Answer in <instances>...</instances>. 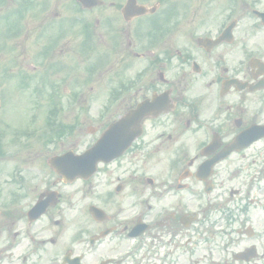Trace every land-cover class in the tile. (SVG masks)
<instances>
[{
  "label": "flooded vegetation",
  "instance_id": "obj_1",
  "mask_svg": "<svg viewBox=\"0 0 264 264\" xmlns=\"http://www.w3.org/2000/svg\"><path fill=\"white\" fill-rule=\"evenodd\" d=\"M101 1L93 9L118 70L104 112L68 125L72 148L83 152L140 102L160 112L88 177L69 183L49 169L38 191L26 164L4 169L0 264L43 263L68 235L87 245L83 264L103 250L111 264H264V0ZM47 191L56 202L29 222Z\"/></svg>",
  "mask_w": 264,
  "mask_h": 264
},
{
  "label": "rangeland",
  "instance_id": "obj_2",
  "mask_svg": "<svg viewBox=\"0 0 264 264\" xmlns=\"http://www.w3.org/2000/svg\"><path fill=\"white\" fill-rule=\"evenodd\" d=\"M4 13H6L5 11H1L0 12V16L1 15H3ZM45 14H47V12H42V13H40L39 14V17L38 18H35L34 20H30V21H24V26H26V28L27 29H29V27L30 26H35V25H38V24H43L44 23V25H45V23L48 21V19H43V16L45 15ZM50 17L54 20V21H56V22H58V21H60L61 20V18L62 17H57L56 19H54L53 18V15H52V13H50ZM86 17H89V16H85V18ZM25 20H28V12H27V14L25 15V18H24ZM6 26V25H5ZM72 30H74V29H72ZM18 40H16V41H19V42H22V43H26V42H28V43H31V36H27V39H25V37L24 36H20V37H18L17 38ZM72 41V42H76V41H78V36L76 35V36H73L72 34H71V31H69V33H68V36H67V39H66V44H67V42L68 41ZM15 41V40H14ZM15 41V42H16ZM13 42V41H12ZM0 43H1V48H0V53H1V55H0V60L2 61L3 59H6L7 57H6V46H5V43H6V40H5V38H4V36L2 37V39L0 40ZM26 51H27V48H26ZM28 52V51H27ZM1 76V75H0ZM95 83H102V81H96ZM4 85H6L5 86V88L7 89V91H5V93H6V96L8 97V98H10V100H11V106H10V108L5 112L6 113V115H10V119L11 120H13V121H19V122H24V120H25V117H26V113H27V110H29V112H30V109H29V106H30V104H29V102H28V104L27 103H25L23 100H20L19 102L17 101V95H18V93H17V91H16V93H15V91L14 90H12L10 87H11V83L10 82H6V83H4ZM62 87H63V85L62 84H60L59 85V91H58V94H59V100L60 101H62V104H63V102L65 101V100H72L73 99V97H72V91H69V93H70V95H68L67 94V92H64L63 90H62ZM16 90H17V88H16ZM30 90L31 91H29V89L28 88H25V90L23 91V92H20L21 93V95L23 96V99H26V100H28V99H31L32 97H31V93L34 95V96H36L37 98H39L40 100H39V104L40 105H42L43 107H41V109H36L35 110V112H39V117H43V113H44V109L48 106V104H46V100L47 99H44V98H41V96L38 94V93H35V89L34 90H32V87L30 88ZM36 90H40V88L38 87ZM62 90V91H61ZM87 90V89H86ZM46 93H48V92H46ZM45 93V94H46ZM57 93V92H56ZM89 95H90V93H88L87 94V96H86V98L87 99H90L89 98ZM58 100V101H59ZM37 126L39 127V126H41V123H38L37 124ZM3 139V138H2ZM5 142H8L9 141V139H8V137L6 136V137H4V139H3ZM36 148L37 149H39V142L37 143V146H36Z\"/></svg>",
  "mask_w": 264,
  "mask_h": 264
},
{
  "label": "water",
  "instance_id": "obj_3",
  "mask_svg": "<svg viewBox=\"0 0 264 264\" xmlns=\"http://www.w3.org/2000/svg\"><path fill=\"white\" fill-rule=\"evenodd\" d=\"M108 133H109V131L103 137V139L100 141L99 145L92 150L93 152L90 154L91 157L103 158V157H111L112 155L115 154V151L113 150V148L111 146L108 149L107 148L106 149H102V146H101L102 143L106 142V141H109L110 138H111V136Z\"/></svg>",
  "mask_w": 264,
  "mask_h": 264
}]
</instances>
